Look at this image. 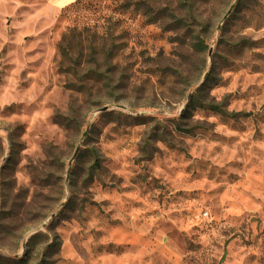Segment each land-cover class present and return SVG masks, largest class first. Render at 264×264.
I'll return each mask as SVG.
<instances>
[{
  "label": "rangeland",
  "instance_id": "rangeland-1",
  "mask_svg": "<svg viewBox=\"0 0 264 264\" xmlns=\"http://www.w3.org/2000/svg\"><path fill=\"white\" fill-rule=\"evenodd\" d=\"M25 255L264 264V0H0V264Z\"/></svg>",
  "mask_w": 264,
  "mask_h": 264
},
{
  "label": "trees",
  "instance_id": "trees-1",
  "mask_svg": "<svg viewBox=\"0 0 264 264\" xmlns=\"http://www.w3.org/2000/svg\"><path fill=\"white\" fill-rule=\"evenodd\" d=\"M195 47L196 48H200V43L199 42L196 43ZM95 76H96V74L95 75L93 74V76L91 78H95ZM190 104H198V100H196V96H192L190 98L189 105ZM199 107L203 108L205 106L201 104V105H199ZM207 109H210V110H212L214 112H217V113H219L221 115H224V113L218 107H215V106H207ZM37 237L38 236H35V237L31 238L32 240H30L28 242V246L33 247L34 246V241H35V239ZM28 250H30V248ZM26 256L27 255L23 256V258H21V259H17V260L16 259H13V260H10L9 261V264H28V260L26 259ZM5 264H8V263H5Z\"/></svg>",
  "mask_w": 264,
  "mask_h": 264
}]
</instances>
